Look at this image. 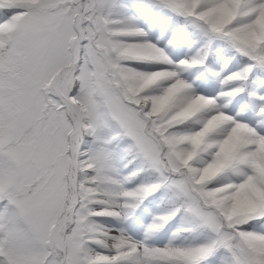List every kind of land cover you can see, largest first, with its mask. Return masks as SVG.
I'll list each match as a JSON object with an SVG mask.
<instances>
[{"label":"snow or ice","instance_id":"snow-or-ice-1","mask_svg":"<svg viewBox=\"0 0 264 264\" xmlns=\"http://www.w3.org/2000/svg\"><path fill=\"white\" fill-rule=\"evenodd\" d=\"M0 264H264V0H0Z\"/></svg>","mask_w":264,"mask_h":264}]
</instances>
